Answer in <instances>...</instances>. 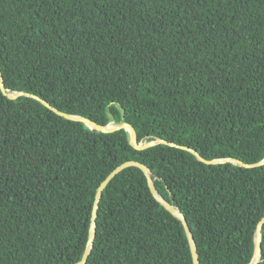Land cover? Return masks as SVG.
Listing matches in <instances>:
<instances>
[{
	"label": "trees",
	"instance_id": "16d2710c",
	"mask_svg": "<svg viewBox=\"0 0 264 264\" xmlns=\"http://www.w3.org/2000/svg\"><path fill=\"white\" fill-rule=\"evenodd\" d=\"M0 69V264L78 263L97 189L127 160L181 208L201 264L251 262L264 163L180 145L264 159V0H0ZM55 108L174 145L138 149ZM96 221L86 264H194L138 166L107 184Z\"/></svg>",
	"mask_w": 264,
	"mask_h": 264
},
{
	"label": "water",
	"instance_id": "95a60500",
	"mask_svg": "<svg viewBox=\"0 0 264 264\" xmlns=\"http://www.w3.org/2000/svg\"><path fill=\"white\" fill-rule=\"evenodd\" d=\"M0 84H1V88L4 91V93H7L6 88H5V83H4V78H3V74L2 71L0 69ZM22 92H14V93H10L8 94L11 98H16L19 95H21ZM43 103H45L48 106H51L47 101L42 100ZM55 110L66 116L69 118H73V119H78L81 120L83 122H85L88 126L98 129L100 131L103 132H111L114 130H117L119 128H126L130 131L131 136H132V143L133 145L138 148V149H144L150 146H153L157 143L160 142H165V143H170L172 145H174L173 142H168L164 139L161 138H157L155 140H151L148 141L146 143H139L137 140V131L135 129V127L133 125H131L128 122H124V123H120V124H107V125H101L98 124L97 122H95L94 120L87 118V117H82V116H78V115H72V114H67L64 113L58 109L55 108ZM182 148L188 149L190 151H192L193 153H195L201 160H204L206 162H226V161H233V162H238L246 167H253V166H258L264 163V159H262L259 162L256 163H245L242 161H239L237 159H232V158H223V159H213V160H206L204 159L197 151L191 149L190 147L184 146V145H180ZM129 166H138L140 167L148 180V185L153 193V195L157 198V200L167 209L169 210L173 215H175L176 217H178L182 222L183 225L185 227L186 233L188 235L189 238V243L191 246V251H192V256H193V262L194 264H201V260H200V255H199V251H198V246L196 243V239L195 236L189 226L188 220L185 217L184 213L182 212L181 208L177 205H174L173 203H171L170 201H168L158 190L152 176V170L151 168L146 165L145 163L141 162V161H137V160H127L123 163H121L120 165H118L115 169H113V171H111L107 177L102 181V183L100 184V186L97 189L96 192V197H95V201H94V206H93V214H92V222H91V227H90V233H89V238H88V242H87V247L85 249L84 255L82 257V259L76 263V264H86L88 261V258L93 250L94 247V243H95V238H96V231H97V215H98V208H99V204H100V200L103 194L104 189L106 188L107 184L118 174L120 173L122 170H124L125 168L129 167ZM263 226H264V215L261 217V219L258 221L257 223V227H256V231H255V251L253 254V258L251 260V262L249 264H259L260 260H261V252H262V235H263Z\"/></svg>",
	"mask_w": 264,
	"mask_h": 264
},
{
	"label": "rangeland",
	"instance_id": "374dc122",
	"mask_svg": "<svg viewBox=\"0 0 264 264\" xmlns=\"http://www.w3.org/2000/svg\"><path fill=\"white\" fill-rule=\"evenodd\" d=\"M111 124H113V123H111Z\"/></svg>",
	"mask_w": 264,
	"mask_h": 264
}]
</instances>
